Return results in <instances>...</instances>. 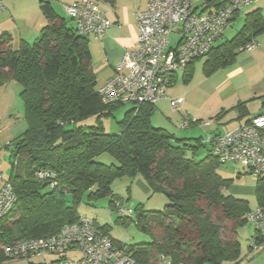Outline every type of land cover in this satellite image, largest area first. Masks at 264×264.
<instances>
[{"label": "trees", "instance_id": "trees-1", "mask_svg": "<svg viewBox=\"0 0 264 264\" xmlns=\"http://www.w3.org/2000/svg\"><path fill=\"white\" fill-rule=\"evenodd\" d=\"M224 4L223 0H206L196 10L206 13ZM38 9L46 25L33 42L19 40L13 49L11 35L0 34V86L11 81L21 86L26 124L25 131L5 146L11 164L6 180L16 202L0 220V246L58 233L78 221L76 205L83 193L91 199L112 197L114 180L140 175L152 192H166L169 204L162 211H146L138 205L130 209L132 216H119L134 219L141 232L153 237L151 242L125 249L135 264H166L161 258L169 264H239L235 227L245 223L250 207L246 200L224 193L232 180L217 174L220 164L210 150L198 158L200 148L205 147L202 138H176L152 127L153 104L127 111L116 135L104 133L100 125L80 126L86 118L108 116L122 105L102 103L87 37L57 15L49 0H39ZM263 34L264 16L259 10L246 14L231 39L213 45L204 57L190 63L183 82L192 80L197 61L203 60L202 73L209 77L234 64L238 50ZM232 110L237 119L248 115L244 103ZM103 153L116 164L96 162ZM40 171L54 173L56 187L48 189L47 182L36 177ZM254 189L256 207L264 213V176L255 181ZM100 229L108 235L106 228ZM7 261L0 251V264Z\"/></svg>", "mask_w": 264, "mask_h": 264}, {"label": "built area", "instance_id": "built-area-1", "mask_svg": "<svg viewBox=\"0 0 264 264\" xmlns=\"http://www.w3.org/2000/svg\"><path fill=\"white\" fill-rule=\"evenodd\" d=\"M217 10L200 13L193 0H145L146 8L136 13L138 36L135 48L125 52L114 75L96 91L104 105L154 104L166 98L165 92L175 74L184 73L191 62L204 57L222 37L236 12L254 0H223ZM4 11L0 0V15ZM66 15L79 35L103 37L109 27L106 14L95 0H81L65 7ZM171 35L178 37L177 42ZM255 42L238 51L250 52ZM178 110L183 98L169 100ZM209 122L191 120L184 116L181 129L192 126L206 128ZM205 143L219 164H238L255 180L264 176V110L226 133H206ZM1 164V151H0ZM36 177L47 182L48 189L56 187L55 174L40 171ZM16 202L11 184L3 179L0 168V220ZM120 217L132 216L130 209L117 207ZM257 236H252L251 250L264 246V213L255 208L244 216ZM7 260L39 259L34 264H135L125 250L115 245L95 221L79 216L75 224L64 226L58 233L44 239H29L2 247ZM48 257H51L48 260ZM162 263L169 264L164 258Z\"/></svg>", "mask_w": 264, "mask_h": 264}, {"label": "rangeland", "instance_id": "rangeland-1", "mask_svg": "<svg viewBox=\"0 0 264 264\" xmlns=\"http://www.w3.org/2000/svg\"><path fill=\"white\" fill-rule=\"evenodd\" d=\"M49 1L52 2L51 0ZM3 5L7 7V15L10 13V10H13V17L8 16L10 21L6 20L5 25L11 30L12 35H16L17 27L22 28L27 24V16L31 9L34 8L35 0H3ZM197 9L200 11L201 7H197ZM243 15L244 10L234 24L225 31L220 40L214 44L215 46L231 39L235 35L243 23ZM66 20L68 23L74 24L70 22L69 18ZM171 38L174 40L178 39L172 35ZM12 39V48L15 49L17 45L16 36L12 37ZM30 41L32 42V40ZM259 45L260 41H258V45L255 43L254 48H258ZM251 53V51H243L237 55L232 68H238L239 71L233 78H229L225 73L226 69L225 71L222 69L219 75H216V73V77L212 76L207 79L201 70L203 60L197 61L191 82L184 85L179 75L177 81L170 88V92L167 93L174 100L179 96L183 98V103L179 109L171 108L168 99L159 101L155 105L156 111H154L150 119V125L154 128L166 130L176 138H186L189 140L202 138L205 147L203 149L200 148L198 158H203L206 151L209 150V145L204 142L206 133H217L216 130H213V126H215L213 116L217 111L221 109H224V111L228 110L221 119L223 124L217 127L223 133L233 129L239 122V120H235V111L231 110V107L237 103L245 102L251 117L256 116L260 111L261 102L264 100L262 97L264 95V59L261 61L254 58L250 59ZM132 107V104L118 106L108 116H90L81 121L79 125L84 127L100 125L104 133L116 135L121 130V122L125 113L132 109ZM214 111L216 112L214 113ZM184 116H187L191 120L209 122L210 125L206 128L192 126L188 129H181L179 124L182 122ZM21 122L26 126L24 120L22 121L21 119ZM189 142L191 144L194 143V141ZM0 151V168L3 179L6 180L11 170V164L9 163L10 150L1 147ZM95 161L107 166L116 164L114 159L107 153L99 155ZM217 174L223 179L232 180V187L242 190L241 193L234 192V197L246 200L250 210L257 208L255 195L252 192L256 180L240 165L233 163L220 164L217 168ZM138 180L142 182L141 185ZM143 183L144 181L140 175L133 179L129 177L116 179L111 184L113 196L102 199L88 198V193L85 192L76 205L77 214L93 219L99 228H106L110 238L123 249H128L129 246L134 244L151 242L153 237L141 232L136 227L134 219H119L117 213L118 206L124 209H133L140 205L146 211H162L169 204L166 194L154 193L144 183L145 187ZM224 193L229 194V190H225ZM66 199L69 200V195H66ZM213 221L217 223V216H213ZM235 232L238 243L242 246V250L245 251L249 236L255 232L254 228L245 222L243 225L235 227ZM2 247L0 246V251ZM50 259L51 257H48V260ZM39 261V259H35L30 262L38 263ZM30 262L26 260H10L4 264H28ZM222 264L231 263L223 262Z\"/></svg>", "mask_w": 264, "mask_h": 264}, {"label": "crops", "instance_id": "crops-1", "mask_svg": "<svg viewBox=\"0 0 264 264\" xmlns=\"http://www.w3.org/2000/svg\"><path fill=\"white\" fill-rule=\"evenodd\" d=\"M38 1L39 0H35V6L33 9H31L29 15L27 16L28 20L25 27L22 28L17 27L16 35H12L13 33L11 32V30L7 28V25H5L6 20L8 22L10 21L8 19L9 18L8 16L13 17V10H10L9 13L10 15L9 14L7 15L6 14L7 7L3 5L4 11L0 15V32L2 33L7 32L13 38L14 36H16L17 42L19 40H24L29 43L31 42L30 40H32L33 42L39 36L41 29L46 25V20L38 9ZM51 1H52L51 5L55 13L61 16L62 18L68 19L65 12V7L73 3L79 2L81 0H51ZM95 1L97 2L99 9L106 14V17L109 22V27L107 29L106 34L103 37L101 38H94L93 36L87 37L88 49L91 55V70L96 78V84L98 87L104 84L108 79H110L114 75L115 67L117 66L121 56L125 52L132 51L135 48L137 42V36H138L136 13L139 11H143L146 8V3L145 0H95ZM205 1L206 0H193V7L197 9V7H201ZM243 10H244L243 22L245 15L254 10H259V12L264 16V0H254L251 4L243 6L241 10L237 12L238 14L233 19H231L227 29H229L231 25L234 24V22L236 21V19L239 17V15L242 13ZM172 36L175 37V35ZM171 40L177 42L178 39L174 40L173 38H171ZM254 41L255 43H257V45H258V41H260V45L258 46V48H254L251 51L252 53L250 55V59L254 58V59H258V61H261L262 59H264V34L258 36ZM233 66L234 64L226 68H223L224 71L226 69L225 73L229 78H233L234 76H236L239 71L238 68H232ZM194 67L195 64L193 66V69ZM220 70L216 71L209 77L205 76V78L209 79L212 76L216 77V75H219ZM179 75L181 77V82L184 85L187 84L183 82L182 79L183 73L181 72L176 73L171 84L166 89L165 92L166 98L164 99L174 100V98L169 97L167 93L170 92L169 91L170 88L177 81ZM20 93H21V86L14 81L8 82L5 85L0 86V149L1 147L5 148V146H7L13 139L18 137L20 134H22L26 129V126H24L23 122H21V119L23 121V103L20 98ZM262 97H264V95H262ZM178 98L181 97L179 96L175 99ZM164 99H160L156 103H154L153 104L154 107L159 101ZM240 103L241 102L237 103L235 106H237ZM235 106L231 107V110ZM246 109L248 111V115L246 117L237 119V114H236L235 120H239V122L233 129H235L240 124L247 122L254 117V116L252 117L250 116L251 114L247 107ZM262 109L263 108L261 102L260 111ZM155 111H156V107H155ZM227 111L221 109L217 111V113L213 116V121L215 123V126H213V130L214 131L216 130L217 133L220 134L223 133L219 131L217 127L223 124L221 122V119L227 113ZM215 112L216 111H214V113ZM141 183L142 182L139 181L140 185ZM228 190L230 195H233L234 192L235 193L242 192L240 188L232 187V185L228 188ZM252 192L255 195L254 188ZM254 234L249 236V239L247 241L248 245L245 251L242 250L243 248L240 245L241 261L239 262V264H264V246L261 248L250 250L249 243L251 237L254 236ZM234 236L237 239L236 233Z\"/></svg>", "mask_w": 264, "mask_h": 264}, {"label": "water", "instance_id": "water-1", "mask_svg": "<svg viewBox=\"0 0 264 264\" xmlns=\"http://www.w3.org/2000/svg\"><path fill=\"white\" fill-rule=\"evenodd\" d=\"M164 194H166V195H167V193H166V192H164Z\"/></svg>", "mask_w": 264, "mask_h": 264}]
</instances>
